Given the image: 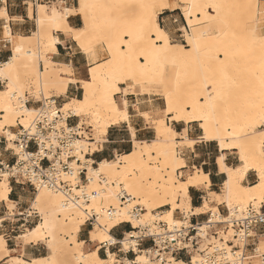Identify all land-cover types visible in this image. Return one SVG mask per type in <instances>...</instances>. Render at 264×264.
I'll use <instances>...</instances> for the list:
<instances>
[{
  "label": "bare ground",
  "instance_id": "obj_1",
  "mask_svg": "<svg viewBox=\"0 0 264 264\" xmlns=\"http://www.w3.org/2000/svg\"><path fill=\"white\" fill-rule=\"evenodd\" d=\"M178 1V2H176ZM257 1V0H256ZM86 4L93 3L95 7H86L82 16L83 26L86 18L88 23V32L84 33L82 39L84 41H100L105 47L111 48L113 64L103 68L96 69L94 82L85 89L83 83L89 81H78L73 77L72 70L68 65H59L51 60L47 55L56 52L58 39L51 32H45V27L50 25L56 31H61L66 34L68 18L61 21L60 10L52 11L51 6L38 4L37 6V31L31 36H20L18 42L21 45L20 50L11 58L0 64V79L5 82V90H0V132L7 127H15L19 124L26 125L31 118L34 117L37 110L26 105L27 100H17L16 93H23V89L29 81L38 88L46 87L47 90H53L58 93V96L66 94L67 87L71 83H79L83 90V97L80 100H70L62 105V112L66 117L73 116L82 120L83 117L91 115V127L95 128V132L91 138L78 140L75 146L76 154L79 152L85 160H92L86 156L94 154L99 150L96 147V140L99 139L97 133H102L105 137L108 134L109 128L120 123L129 122L121 118L123 109L119 103L112 105L106 89V78H111L113 75L117 79L121 76L136 78L137 84L140 87L142 95H149L153 92V87L160 88L162 98L167 105L171 101L172 108L175 110L182 103H187L192 106L194 111H183L179 113L181 116H207V106L203 104L202 97H206L210 88L214 87L217 92L225 93L231 86L234 79L240 80L245 85L251 84L254 98L259 104L261 100V78L257 75L260 68L264 69V50H262L259 41H243L241 34L234 32L230 25L222 23L221 17H224L223 7H218L215 11L209 9L206 5L217 4L216 0H85ZM170 5V7H161V5ZM189 27L185 30L184 38L186 46L178 43H171L168 33L160 27L158 17L164 11H174L179 8ZM54 5V4H53ZM142 5V6H141ZM222 5V3H221ZM136 8L135 16L121 15L120 20H113L111 17L112 10H132ZM7 12L6 9H3ZM99 12V22H95L94 14ZM34 10L30 8V15L33 16ZM223 15V16H222ZM0 18L9 21V16H0ZM135 18V19H133ZM255 23L259 22L255 14ZM223 19V18H222ZM150 20V23L148 21ZM221 22V23H220ZM223 24V25H222ZM227 24V25H226ZM214 28L215 33H210ZM83 30V28L79 29ZM8 37H12V31L8 27ZM163 35L167 38L165 45L156 44L153 37ZM35 38L38 40L39 46L43 49L44 55L35 56L30 50H24L30 46ZM189 39L192 43L189 45ZM55 41V43H54ZM122 45H130L131 54L126 56L123 52ZM55 49V51H53ZM143 54L147 60L139 59ZM131 57H136L132 59ZM198 69L197 75L191 80L185 78V72L189 69ZM262 69V70H263ZM202 71V73H200ZM174 73V83L168 84L170 75ZM263 76V75H262ZM123 81L121 80V83ZM187 82V83H186ZM9 85L11 86L9 88ZM119 86V85H117ZM136 93L135 89L131 91ZM85 96L87 99H85ZM113 95L111 99H114ZM18 101V102H17ZM65 105L68 109H65ZM71 110L72 115H66V111ZM79 111L82 115H76ZM258 111V109H257ZM127 115L130 117L129 112ZM19 120V122H18ZM171 121V119H170ZM176 123H180L177 121ZM191 123H198L193 120ZM79 126H82L80 123ZM209 134L219 136H227L223 122L220 129H217L215 120L211 117L207 120ZM257 127L259 125L257 124ZM159 131L154 128L157 140L149 142L145 141L143 148L139 147V141L133 142V152L135 156L131 157L129 167L123 171H117L115 168L107 166L99 176L95 173L99 171V163L97 167L92 169L93 182L89 190L97 192L91 193L95 196L94 201H89L94 208H99V215L102 217L101 223L108 226V234L118 227L120 224L131 223L133 227H137L140 220H135L131 216V209L136 200L140 201L139 205L145 207L146 213L143 214L145 220L155 217L160 218V222L169 225H180L182 221L175 219V212L180 211L182 215L199 216L206 214L204 208H210L215 214L219 213V206L225 205L231 215L238 212L239 208L247 207L253 203L252 198L261 197V189H249L248 186L242 184L237 187L233 181L231 196L228 195V173L221 172L226 175L227 179L224 183V196L217 193H210L208 199L204 202V207L193 209L191 198L189 196V188L208 189L210 179L202 170L199 173L195 172L186 180H180L177 175L178 170L185 168L186 162L182 157L176 155L175 142L171 138L168 131L173 128L167 121H161L158 124ZM248 129H236L238 136H243ZM11 133V132H10ZM12 134V133H11ZM13 135V134H12ZM87 135V133H86ZM215 142L219 147V142ZM236 144H239L244 149L245 156H248L249 151H254L256 154V162L258 163L260 144L259 137L251 139H237ZM83 149V151H81ZM235 150L239 157V149L231 146L227 149ZM141 152L145 156L150 153H158V156L152 157L151 164L145 160V171L150 169V174L153 177V182L146 184L143 189H138L136 183L127 180L129 187L125 188L124 183H110L107 187L105 184L101 186L97 181L104 183V175L110 181H117L119 177L121 181L125 180L126 173L132 171L131 163L140 160ZM123 155H128L123 154ZM93 161V160H92ZM94 162V161H93ZM95 163V162H94ZM111 164L112 161L108 160ZM74 167V165H73ZM231 168V167H229ZM65 180H70L77 186L76 181L81 180L79 173L75 177H65ZM122 187L123 190H119ZM75 193L79 197L80 188H74ZM11 186L9 180L4 178L0 181V201L9 202L11 194ZM130 193L132 199L127 195V201L121 202V198L116 193ZM87 194V193H86ZM35 195H39L41 206L40 209L33 208L30 205L28 212L36 213L40 217V211L43 209V219L27 233L20 236V240L24 245L37 244L44 242L49 255L42 258H34L32 264H95L97 260L112 261V264L121 263L116 258V254L110 250L107 251V257L102 258L99 251L93 255L90 252H85V244L78 238L81 231H77V218L82 217L75 207L70 206V202L65 199L61 192H53L48 189H39ZM33 203H35L33 201ZM104 203V206H102ZM259 208V202L257 201ZM131 205V206H128ZM170 207L161 215H155L153 212L163 208ZM114 211L113 216H108V210ZM211 210V211H212ZM183 219V218H182ZM189 219V218H188ZM48 221L47 224L44 221ZM153 220V219H152ZM138 223V224H137ZM39 239H34L30 234L37 233ZM205 228L199 229V237L204 234ZM231 232V233H230ZM230 236L233 234L232 231ZM214 237V236H213ZM113 240L115 238L112 236ZM217 246L229 250L228 242L230 240L223 239L219 242L215 238ZM5 239L0 236V258L9 256ZM111 253V255H109ZM25 256V255H24ZM199 256L193 257L194 260ZM30 258V257H29ZM26 259V258H25ZM134 264H146L147 260L144 254L137 253L132 260ZM190 264L183 260L171 259L166 264ZM195 262V261H194ZM126 264H132L130 260L125 259ZM8 264H28L27 260L20 257H10Z\"/></svg>",
  "mask_w": 264,
  "mask_h": 264
},
{
  "label": "snow or ice",
  "instance_id": "obj_2",
  "mask_svg": "<svg viewBox=\"0 0 264 264\" xmlns=\"http://www.w3.org/2000/svg\"><path fill=\"white\" fill-rule=\"evenodd\" d=\"M93 3L86 4L85 0H60L59 4L52 5V11L55 12L57 9L60 10L61 16L60 19L63 21L65 18H68L71 21V24L67 26L64 48L61 50L64 52V59L66 62H69V69L75 73V70L78 69V74L81 78V81H89V83H83V87L87 89L90 86L91 82H94L96 79L95 71L96 69L103 68L113 64V57L111 53V48L105 47L103 43L97 41L93 42L91 40L84 41L82 37L84 33L88 32V23L85 18L83 30H79L80 20L83 16L84 9L86 7H95ZM142 6V5H141ZM209 9L215 11L220 5L217 4H208L206 5ZM260 7L259 4L255 5ZM161 7H170V5H161ZM234 8L242 9H251L253 7L252 0H246L244 4H233ZM0 16H7V12L0 10ZM150 23V20L148 21ZM235 24L237 27H245L247 30L241 34V39L245 42L247 41H259L262 50H264V30H261L257 33L256 29L250 28L246 25L243 14L238 16L235 19ZM165 31L169 30V25L167 22H161L160 25ZM172 27L178 29V25L173 24ZM7 29H5V35H8ZM156 44L165 45L167 43V38L165 36L156 35L153 37ZM55 43V41H54ZM192 40L189 39L188 44L190 45ZM123 52L126 56H130L131 47L130 45H122ZM19 51V49H17ZM55 51V49H53ZM99 57V59H96ZM136 59V57H131ZM141 60H147V57L141 54L139 56ZM121 80L123 81L121 83ZM106 89L109 94V98L113 106L119 103V106L124 111L122 112L121 118L123 120L129 121L125 125V131L122 133L124 139H129L133 141H139V147L143 148L145 146V138L152 135L151 129L156 128L159 131L158 124L161 121H167L171 119L173 123L180 121L176 125V131L172 132L171 129L168 131L171 134V138L175 142L176 155L178 157H183L184 160L189 162L188 165H185L186 171H195L199 173L200 167L203 166L204 170H208L209 156L208 153L211 152V164L213 166V171L216 168H219L221 172L228 173V195L231 196L233 181L235 185L239 187L242 181H246L249 189H261L264 190V80L261 81V100L257 104L251 84L245 85L238 79H234L232 82L231 88L225 92H217V90L212 87L210 88L208 95L202 97V102L207 106V116H181L179 113L187 110L194 111L191 105L187 103H182L181 106L177 107L175 110L172 108L171 101L164 106L163 101H161L162 111H157L155 106L151 109V115H149L148 110L139 112V116L142 118L137 121L135 127L133 128L131 118L127 115L128 111L137 113L138 109L135 107V103L130 107L129 99L136 101L138 97H129L128 93L135 89L137 93L141 90L137 84L136 78H129L127 76H121L120 79H117L113 75L110 79L106 78ZM119 85V86H117ZM11 86L9 85V88ZM115 96L114 99H111L112 96ZM85 99L87 97L85 96ZM147 101V97H145ZM63 103V102H61ZM65 109H68V106L65 105ZM258 109V111H257ZM71 110L66 111V115H72ZM76 115H82L81 112L77 111ZM55 115V113H53ZM211 117L215 120L217 129H220L222 122L227 132V136H219L215 134H209L207 127V120ZM196 120L198 123H191V121ZM84 123L83 119L80 122ZM89 124L91 121L89 120ZM257 124L259 127H257ZM240 128L248 129L249 131L244 132L243 136H238L236 129ZM95 128H89V133L95 132ZM99 139L96 140L97 144H102V147H106L109 151L105 152L104 155L108 157V160L112 161L111 164L108 163V160L104 159V156L97 155L94 159L99 160V171L95 173L96 176H99L104 172L105 167L115 168L118 172L123 171L129 167L131 157L135 156V152L132 151L131 146H129L126 151L128 155H121L117 153L115 156L111 154L110 143L107 141L111 140L112 137H105L102 133H97ZM254 137H259L260 152L258 163L256 162V154L254 151H249L248 156H245L244 149L241 145L236 144L237 139H251ZM14 137L10 132L7 133V141H14ZM209 140H216L219 142V148L215 144L205 147V142ZM231 146H235L239 149V158H235V154H230L227 149ZM83 151V149L81 150ZM233 158L229 159V156ZM13 152L11 150V144L0 142V170H3L8 167L9 163H14L12 158ZM158 156V153H150L148 156H145L141 152L140 160L134 163H131L132 171L126 173L125 180L121 181L118 177L117 181H110L107 177L104 179L105 187L110 183H124L125 188L129 187L127 180L134 181L138 189H143L146 184L153 182V177L150 174V169L145 171V160L148 161L150 165L152 157ZM8 158L6 161L5 158ZM78 161L79 163H76ZM76 161H74L73 171L71 175L75 177L77 173L83 177L82 180L76 181L77 186L80 188L79 197L74 195L75 189L69 187L68 191L64 193L65 199L70 202V206L75 207L79 213L82 214V217L77 218L78 228L77 231L83 230L82 243L88 246V251L93 255L95 252L99 251L100 255H104V250L106 244H113L115 241L112 238V235L108 234V226L102 224V217L99 215L100 209L94 208L89 201H94L95 196L91 195L88 192V188L93 182V172L92 169L96 166L92 160H85L80 156L79 152L76 154ZM67 162H65L66 164ZM228 164H231L232 167L229 168ZM239 165V166H238ZM177 175H182L178 172ZM87 193V194H86ZM27 192L23 193V196H27ZM120 198H123L124 195H128L129 199H132L130 193L120 192L116 193ZM21 199L17 200V203L21 207H25L21 203ZM33 201L35 203H33ZM40 197L39 195H33L32 199L29 201V204L36 209H40L39 204ZM252 207L255 211L258 207L257 201L259 202V220L264 221V191L261 192V197L252 198ZM131 206V205H128ZM11 207L15 208L16 204H12ZM0 215H4L0 213ZM31 215V213H29ZM44 211L41 209L40 218L43 219ZM45 224L48 221H44ZM261 232L264 233V225L261 227ZM34 239L38 240V232L30 234ZM127 247V245H125ZM262 256H264V248L260 249ZM111 255V253H109ZM0 264H8L6 258H0ZM28 264H32L31 261H28ZM95 264H112V261H103L97 260ZM175 264V262H174ZM261 264H264V259H262Z\"/></svg>",
  "mask_w": 264,
  "mask_h": 264
},
{
  "label": "built area",
  "instance_id": "obj_3",
  "mask_svg": "<svg viewBox=\"0 0 264 264\" xmlns=\"http://www.w3.org/2000/svg\"><path fill=\"white\" fill-rule=\"evenodd\" d=\"M177 21L173 19L174 23ZM39 95L40 100L31 97L40 106L30 122L26 125L19 124L16 127L7 128L9 131L14 130L13 133L10 132L16 139L7 141L6 133L0 137V142L12 145L11 150L15 161L9 163L7 168L0 170V181L6 178L9 182L21 187L28 186L35 192L45 188L64 195L69 187H77L72 181L65 180V177H72L71 172L76 161L75 146L78 140L86 139L87 129L84 125L79 126L81 122L79 118L64 115L62 106L57 103V97L46 98L42 91ZM28 103L29 100L26 105ZM72 120H76V123L72 124ZM87 156L91 158L92 154ZM76 163L79 162L76 161ZM79 177L83 179L80 174ZM121 200L127 201V196L124 195ZM142 210L141 206H135L131 216L135 220H140ZM206 214L208 218L204 223L191 222L190 218L195 216H190L188 220L183 216V222L179 226L160 221L139 224L137 227L127 223L131 226L130 232L124 233L120 240L115 239V243L106 244L103 251L107 257L108 250L118 248V252L125 259L131 256L132 264L137 253L145 254L146 264H166L171 259L177 260L191 253H196L199 258L194 262L193 257H190L188 261L190 264H245L254 259L261 264L264 256L255 241L258 236L264 237V233L261 232L264 221L259 220V208L254 211L251 205L247 210L241 213L236 212L234 215L228 211V214L224 216L221 211L215 214L211 210ZM19 215L23 218L16 222V224L20 223L17 229L24 231L32 226L33 221L30 219L38 217L36 213L29 215L27 212ZM113 215L114 211L109 210L108 216ZM6 216L0 218V229L9 223L12 217L3 219ZM10 223L13 225V222ZM202 227L205 228L207 235L212 233L213 238H218L221 233L228 236L232 231L233 234L228 242L229 250L211 243L201 249L203 239L198 235ZM253 240L254 242H250Z\"/></svg>",
  "mask_w": 264,
  "mask_h": 264
},
{
  "label": "crops",
  "instance_id": "obj_4",
  "mask_svg": "<svg viewBox=\"0 0 264 264\" xmlns=\"http://www.w3.org/2000/svg\"><path fill=\"white\" fill-rule=\"evenodd\" d=\"M178 2V1H176ZM60 3V0H0V10L6 9L8 16H9V21L0 18V64H3L7 62L12 55H14V51L18 46V37L23 36H31L34 32L37 31V24H36V18H37V6L38 4H43L47 6H52L53 4ZM32 4V6H30ZM33 8L34 14L33 16L30 15V8ZM180 7L174 11H164L162 12L159 17L158 21L159 22H167L168 25L171 24V21L173 22V19L175 18L176 15H180L179 13ZM71 24V21L68 19V25ZM160 24V23H159ZM10 28L12 31V37H8V35H5V29ZM83 28V19L81 17L80 20V26L79 29ZM171 38V33L170 31H166ZM53 35L58 39V43L56 45V52L51 53V60L59 65H68L69 62H66L64 59V52L61 51L64 48V43H65V33L61 31H53ZM183 35H178L177 38H182ZM183 41V40H180ZM96 59H99L97 57ZM78 69L75 70V73H78ZM73 73V77H75L78 81H81V78L78 74ZM5 82L0 79V90L4 86ZM133 96V94H131ZM83 97V90L82 87L79 83H71L67 87L66 94L58 96L57 98L60 101V105H63L65 102H68L70 100H80ZM29 103L27 106H32L33 108H39L37 105V101L31 97H28ZM155 101V100H153ZM63 102V103H61ZM130 103L133 102L129 101ZM137 105V104H136ZM135 105V106H136ZM144 104H141L139 106V112L145 111L147 109V106H143ZM148 110V109H147ZM149 113V110H148ZM130 118H131V123L133 128L135 127V124L137 121L141 120L142 118L138 114L134 113H129ZM76 120H72V124H75ZM129 122H124L121 124H118L116 126H113L109 128L108 134L106 137H112L111 140L107 141V143H110L112 145L110 151L113 156H115L117 153L120 154H127L128 152L126 149L131 146L133 147V140L129 139H124L122 133L125 131V125L128 124ZM179 123H175L174 128L176 130V125ZM11 128V127H10ZM154 129V128H153ZM151 129L152 135L149 137L145 138L146 142L152 141L155 136L156 132L155 130ZM7 131V128L5 129V132L0 133V137H2L3 134H5ZM12 133L14 130H10ZM215 142H205V147L207 148L210 145H213ZM217 146L218 150V145ZM109 151L106 147H102V144L99 146V150L95 152L90 159H92L94 162H100L99 160H95L94 158L97 155L104 156L105 160H108V157L104 155L105 152ZM230 154H235V158L238 160V155L235 150H229L228 151ZM211 155L212 153L209 152V163H208V170L205 171L204 167L201 166L200 170H202L205 174L209 176L210 179V184L211 186L206 189L205 187L201 188H189V196L191 198V205L193 209H198L199 207L202 208L204 206L205 200L208 198L210 193H217L221 191V188H223L224 183L227 179L226 175L222 174L219 171V168L217 167L215 171H213V166L211 164ZM14 159V157L12 156ZM229 159L233 158L231 155L228 157ZM5 160L7 161L8 158L6 157ZM186 165L191 167L189 165V162L185 160ZM239 166V165H238ZM228 167H232L231 164H228ZM185 169V168H183ZM192 176V175H191ZM243 185L248 186L246 181L242 182ZM11 186V194L9 196V203L11 204H16V206H19L20 204L17 203V200L22 198V193L24 191L25 187H21L19 185H16L13 182H10ZM3 205H0V213H3L4 215H0V218L4 217L5 215H8L9 213L7 212L8 208L6 206L7 202H2ZM1 204V201H0ZM26 204H28V201H26ZM203 205V206H202ZM220 207V206H219ZM22 208V207H21ZM30 207L27 209H24V212H20L19 214L29 212ZM220 210V208H219ZM18 214V215H19ZM15 214L12 213L10 216H14ZM7 217V216H6ZM6 217L3 218L6 220ZM208 218L207 214H202L199 216L191 217L190 220L191 222L195 223H204ZM19 220V219H18ZM17 220V221H18ZM17 227L14 225L11 226H6L4 230H0V236H2L7 244V249L9 251V256L6 257L7 261L10 257H20L23 258L24 260L31 261L34 258H42L45 257L44 253L47 251V247L44 245V242H39L37 244H30V245H24L23 242L20 240L21 235H14L16 233ZM131 230V226L127 223L120 224L118 227L114 228L111 231V235L116 239L120 240L123 236L124 233H128ZM79 240L82 241L83 238V230L78 234ZM260 238L263 239L260 243H264V237L258 236L256 240H259ZM255 240V241H256ZM250 242H254L250 241ZM116 250V251H114ZM112 253L114 254H121L118 252V248H113L111 250ZM25 255V256H24ZM100 255V252H99ZM122 255V254H121ZM30 257V258H29ZM100 257L105 258L106 255L104 253L103 256L100 255ZM26 258V259H25ZM32 258V259H31ZM128 260H131V256L127 257ZM124 256L122 255L121 260H124ZM179 260H183L188 263V260L185 258V256L179 258Z\"/></svg>",
  "mask_w": 264,
  "mask_h": 264
},
{
  "label": "rangeland",
  "instance_id": "obj_5",
  "mask_svg": "<svg viewBox=\"0 0 264 264\" xmlns=\"http://www.w3.org/2000/svg\"><path fill=\"white\" fill-rule=\"evenodd\" d=\"M216 1H219L220 2V6H222L223 8V12H224V17H221V22L222 23H227V24H229L230 25V27H231V29L234 31V32H236V33H240V34H242L244 31H246L247 29L245 28V27H237L236 26V24H235V19L238 17V16H240V15H242L243 14V17H244V20H245V22H246V25L248 26V27H250V28H254V29H256V31H257V33H259L261 30H264V0H252V3H253V7L249 10V9H242V8H234V7H232V5L233 4H244V3H246V0H216ZM221 3H222V5H221ZM57 4H59V3H57ZM257 4H259L260 5V7H256L255 5H257ZM30 6H32V4H30ZM182 5L181 4H179V7H181ZM120 10L121 9H119V10H116V11H114V10H112V14H111V17H112V19L113 20H120V16L121 15H131V16H135V13L137 12L136 11V8L135 9H132V10H126L125 9V11H122V12H120ZM119 13H121V15L119 16ZM179 13H180V15H176L175 16V18L174 19H177L178 21L176 22V23H174V22H172L171 21V24L169 25V31H170V35H171V38H170V41H171V43H178V44H182V45H184V46H186L187 44H186V42H185V38H184V34H185V30L186 29H188V31H190V29H189V27L187 26V23H186V21H185V19H184V17H183V15H182V13H181V11H179ZM255 14H256V16H257V20L259 21V22H257V23H255V18H254V16H255ZM222 15V16H223ZM94 18H95V22H99V12H97L96 14H94ZM223 18V19H222ZM133 19H135V18H133ZM224 21V22H223ZM220 22V23H221ZM160 23V25H161V22H159ZM225 23H224V25H225ZM173 24H176V25H178V29L177 28H175V27H172V25ZM226 24V25H227ZM223 25V24H222ZM53 31H54V28L52 27V26H50V25H47L46 27H45V30H44V32H43V34H45V32H51V33H53ZM56 31V30H55ZM215 29L214 28H212L211 29V31H210V33H215ZM178 35H183V37L180 39V38H177V36ZM180 40H183V41H180ZM97 42V41H96ZM100 42V41H99ZM102 43V42H101ZM17 49H19L20 50V52H21V45H20V43L18 42V46H17V48L15 49V51H14V53H16V52H18L17 51ZM24 50H30L33 54H35V56L36 57H38L39 55H44L43 53L44 52H42L43 51V49L39 46V43H38V40L35 38V40H34V42L30 45V46H28V48H26V49H24ZM49 58L51 57V53H49L48 55H47ZM263 69V68H262ZM261 68H260V70H258V76L260 77H264V69L262 70ZM198 69H195V68H192V69H189V70H187L186 72H185V78L187 79V80H191L195 75H197V73H198ZM200 73H202V71L200 72ZM263 75V76H262ZM196 77V76H195ZM260 77V78H261ZM174 78H175V76H174V73H172L171 75H170V78H169V80H168V84L169 85H172V84H175L174 83ZM187 83V82H186ZM5 88H6V84H4V86L1 88V90H5ZM153 92H152V94H149V95H142L141 93H140V91H139V93H134L133 94V96H131V91L128 93V96L129 97H138V99L136 100V101H133V102H129V106L131 107L132 105H133V103H135V107L138 109V112L137 113H134V114H138L139 113V106H141V104H144L143 106H147V109L149 110V115H151V109H152V107L153 106H155V108H156V110L157 111H162L163 109H162V106H161V101H163V103H164V106H166V104H165V102H164V100H163V98H162V95H161V92H160V88H155V87H153ZM40 91H42L43 92V94H44V96L46 97V98H48V97H51V96H55V97H58V93L56 92V91H53V90H47L46 89V87H43V88H40V87H36L33 83H32V81H29L28 83H27V86L23 89V93L21 94V93H19V92H17L16 93V96H17V100L18 101H20V100H23V101H25V100H28V97H34L35 99H37V100H40L41 98H40ZM28 95V96H27ZM145 97H147V101L145 100ZM153 100H155V101H153ZM17 101V102H18ZM129 101H131V99H129ZM57 103L60 105V101H59V99L57 100ZM38 107L40 106V104H38L37 105ZM60 106H62V105H60ZM28 107H30V108H33L32 106H28ZM34 109H36L37 110V108H34ZM129 113H133L132 111H128ZM35 116V115H34ZM32 119V118H31ZM30 119V120H31ZM83 119V121H84V123L82 124V125H84V127L87 129V135L85 134V136H87L86 138L88 139V138H91L92 137V135L94 134L93 132L90 134L89 133V128H92L90 125L91 124H89V120L92 122V117H91V115H89V116H86V117H83L82 118ZM30 120H29V122H30ZM18 122H19V120H18ZM167 122L174 128V125H175V123H173V121L171 120L170 121V119L169 120H167ZM121 124V123H120ZM16 127V126H15ZM7 128H10V127H7ZM153 129V128H152ZM154 130V129H153ZM3 132V131H2ZM10 131H9V129H7V131H6V134L7 133H9ZM1 133V132H0ZM153 140H157V137L155 136V138L153 139ZM214 144H216V143H214ZM101 144H96V147H99ZM11 147H12V145H11ZM132 150H133V147H132ZM175 150H176V148H175ZM121 155H123V154H121ZM87 158H89L90 159V157H88V156H86ZM183 158V157H182ZM97 163L98 162H95L94 164L96 165L95 167H97ZM178 172H180V173H182V175H178L179 176V178H180V180H186L189 176H191V175H193L194 173H195V171H186L185 169H182V170H178L177 171V173ZM104 178H105V176L104 175H102ZM101 186H103L104 185V183H102L101 181H97ZM123 190L122 189V187H120L119 188V190ZM201 189H204V188H201ZM25 192H27V196L25 197V196H23V193H25ZM89 192H92V193H95V194H97V192H95V191H93V190H89ZM22 193V199H21V203H23L24 205H25V207H22L21 208V206L19 205V206H16L15 208H13V207H11V203H9V202H7L6 203V206H7V208H8V210H9V214L7 215V217H6V220H7V218L10 216V214L12 215V213H14L15 215L14 216H12L11 218H10V221H9V223H7L2 229H0V230H4L5 229V227L6 226H11L12 224L10 223V222H13V225L14 226H18L20 223H17L16 224V222H17V220L18 219H20V218H23V217H19L20 215H18L20 212H24V209H27L28 207H30V204H29V201L32 199V196L34 195V194H36V192L34 191V190H32V188H30V187H28V186H25V188H24V191L23 192H21ZM220 195H222V196H224V194H225V192H224V190L221 188V191H219L218 192ZM127 196V195H126ZM208 199V198H207ZM209 200V199H208ZM26 201H28V204H26ZM121 202H123V201H121ZM139 202L140 201H138V200H136V203L135 204H133V207H132V209L131 210H133L134 209V207L135 206H137V205H139ZM0 205H3V203L1 202V204ZM252 205V204H251ZM251 205H249V206H251ZM102 206H104V203H102ZM139 206H141L142 207V216H140V223L139 224H145V223H147V224H151V223H153V222H155V221H160V218L159 217H155V218H152V219H149V220H145L144 219V217H143V214H145L146 213V210H145V207L143 206V205H139ZM212 206H213V204H210V208H204L203 209V211H205V213H207L209 210H212L211 208H212ZM249 206H247V207H243V208H241V210H240V208H239V210H238V212L239 213H241V212H243V211H245V210H247V208L249 207ZM204 207V206H203ZM220 208V211H221V213L225 216V215H227L228 214V209H227V207L225 206V205H222V206H220L219 207ZM110 209H112L111 207L109 208V210ZM168 209H170V207H163V208H160V209H158V210H156V211H154L153 213L155 214V215H161V213H163L164 211H167ZM108 210V211H109ZM213 211V210H212ZM214 212V211H213ZM192 214H190L189 216H186L185 215V217L187 218V220H188V218L191 216ZM183 216L184 215H182V213L180 212V211H176L175 212V219L176 220H178V221H182L183 219ZM31 221H33V224H32V226H30L28 229H31V228H33L34 226H36L39 222H40V217H39V215H38V217L37 218H35V217H33V218H31L30 219ZM138 224V223H137ZM138 224V225H139ZM27 229V230H28ZM27 230L26 231H24V230H18V229H16L15 231H16V233H14V235H16V236H18V235H22V234H25V233H27ZM231 233V232H230ZM229 233V234H230ZM229 236V235H228ZM203 240H202V243H203V247L201 248V249H203V248H205L206 247V245L207 244H209V243H211V244H216L217 245V243H216V240H215V238H217V237H215V238H213V234L212 233H209L208 235L204 232V234H202V237H201ZM218 240H219V242H223V240L222 239H227V240H230L229 239V237H227V236H225L224 234H219V237L217 238ZM221 240V241H220ZM261 241H263V239L262 238H260L259 240H256V243H257V245H258V247H259V250L260 249H262V248H264V243H260ZM44 245H45V243H44ZM46 246V245H45ZM85 252H89L88 251V246L85 244ZM103 251V250H102ZM114 251H116V250H114ZM261 252V251H260ZM49 251H48V249H47V251H45V253H44V256H47V255H49ZM248 253H250V250H248ZM139 254H144V253H139ZM145 255V254H144ZM195 256H198L196 253H191V255H187V256H185V258L189 261L190 260V257H195ZM146 257V256H145ZM106 258V257H105ZM116 258L117 259H119L120 261H121V263H115V264H126L125 263V261L124 260H121V258H122V255L121 254H116ZM199 258V257H198ZM198 258H196V260L198 259ZM177 260H179V259H177ZM194 260V259H193ZM196 260H194V261H196ZM245 264H260L259 262H258V260H256V259H254V260H249V261H247Z\"/></svg>",
  "mask_w": 264,
  "mask_h": 264
}]
</instances>
